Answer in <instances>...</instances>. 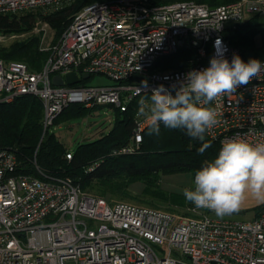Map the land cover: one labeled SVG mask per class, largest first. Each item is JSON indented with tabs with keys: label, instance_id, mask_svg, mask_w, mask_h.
<instances>
[{
	"label": "built area",
	"instance_id": "2783aa9c",
	"mask_svg": "<svg viewBox=\"0 0 264 264\" xmlns=\"http://www.w3.org/2000/svg\"><path fill=\"white\" fill-rule=\"evenodd\" d=\"M70 1L0 0V15L56 11ZM156 1L88 4L55 43L42 47L48 57L39 70L0 59V103L37 97L43 105V133L70 104L125 111L161 84L174 94L184 75L209 66L213 55L222 54L230 63L240 52L225 38L226 24L264 15V0L212 7ZM183 51L191 52L185 67L156 66L159 59ZM69 72H76L78 82L53 84V76L64 78ZM95 75L115 84L87 86L84 82ZM209 106L218 122L205 135L219 149L234 138L264 143V73ZM134 123L133 140L113 155L140 149V132L147 124L143 118ZM65 158L70 160L71 152ZM34 164L37 175L19 172L15 152L0 147V264H264V209L250 221H231L201 214L194 204L189 211L197 218L131 203L109 205L71 178L48 175ZM172 251L183 259L171 256Z\"/></svg>",
	"mask_w": 264,
	"mask_h": 264
},
{
	"label": "trees",
	"instance_id": "16d2710c",
	"mask_svg": "<svg viewBox=\"0 0 264 264\" xmlns=\"http://www.w3.org/2000/svg\"><path fill=\"white\" fill-rule=\"evenodd\" d=\"M108 0H72L60 10L48 11L43 17L61 36L70 23V14L94 2ZM194 1L209 6H217L235 0H157L158 3ZM42 14L40 9H31L16 14L0 15V33H30L34 17ZM65 20H67L65 22ZM65 23V24H62ZM58 34V35H59ZM59 36V37H60ZM225 38L231 46L240 52L239 57L247 62L249 58L264 61V15H250L235 24H226ZM257 37L260 44L257 46ZM38 36H31L26 41H16L9 47H0V59L5 62L25 63L32 70H39L48 57V53L39 50ZM59 39V38H58ZM191 52H179L159 59L156 66L167 64V68H183L187 65ZM149 95H142L128 105L125 111L115 109V121L112 129L104 136L80 143L73 151L67 150L58 138L48 131L43 134V105L32 95L15 99L12 103H0V147L11 148L19 162V172L37 175L35 164L48 175L69 177L84 191L98 197L129 199L141 205L158 210H171L169 200L175 192L164 190L161 185L165 176L195 172L207 162L212 161L219 151L217 143L205 135L211 147L203 154L198 152L201 141L185 135L182 129H171L162 123L158 135L147 134V127L142 133L138 153L126 156H114L112 150L125 145L134 126L139 100ZM75 107L76 110H71ZM89 107L82 104H70L56 118L76 117L85 113ZM71 152L70 160L65 158ZM92 164L97 166L88 171ZM138 185L140 193H134L132 186ZM194 190V187L192 188ZM135 191V190H134ZM111 201V200H110ZM160 205H164L162 209ZM193 206L191 202L187 204ZM187 208V213L191 214ZM264 209V203L257 207L256 216ZM169 213V212H168ZM185 211L183 215L188 216Z\"/></svg>",
	"mask_w": 264,
	"mask_h": 264
},
{
	"label": "clouds",
	"instance_id": "9594fccd",
	"mask_svg": "<svg viewBox=\"0 0 264 264\" xmlns=\"http://www.w3.org/2000/svg\"><path fill=\"white\" fill-rule=\"evenodd\" d=\"M262 73L261 60L244 62L233 54L229 63L222 54L213 55L209 66L187 72L174 94L161 84L150 96L141 98L136 117L146 122L149 136L159 134L161 123L182 129L201 141L198 152L203 154L211 147L205 133L218 122L211 102L232 95ZM141 83L147 87V81ZM246 193L264 202V143L239 138L225 140L216 157L195 172L194 190H183L185 199L196 208L208 209L221 219L240 211ZM242 227L247 230L249 226Z\"/></svg>",
	"mask_w": 264,
	"mask_h": 264
},
{
	"label": "rangeland",
	"instance_id": "374dc122",
	"mask_svg": "<svg viewBox=\"0 0 264 264\" xmlns=\"http://www.w3.org/2000/svg\"><path fill=\"white\" fill-rule=\"evenodd\" d=\"M37 9H40L42 14H38L34 17V22H33L30 33H27V34L0 33V47H9L12 43L16 41H20V40L26 41L27 39H30V37L34 35V36L39 37L38 38L39 39L38 49L42 50L43 49L42 47L46 46V44H49V43L53 44L58 40L60 36L59 32L56 33L57 31L53 29L51 24H49L47 21L43 19L45 14H47L48 10L50 9L49 8H37ZM74 14H70L69 18L72 19ZM66 21L67 20H65V22ZM62 24H65V23H62ZM256 41H257V46H258L260 44L258 37ZM84 83L87 86H112L115 84L114 81L104 76H101V75L92 76L91 78L86 80ZM71 110H76V109L75 107H73ZM136 119L137 117L135 114L134 121ZM114 121H115V109L112 106L110 105L93 106V107H90V109H87L85 113H83L82 115L61 119L57 124L53 123V125L50 126L48 129H46L44 133L47 131L50 134L53 133L58 138V140L65 146L67 150L73 151L80 143H86L89 141H93L95 139H98L106 135L112 129ZM143 129L140 132L141 137L144 131ZM132 130H131L128 142L123 146L129 145L128 144L129 141L133 140L134 134L132 133ZM115 149L118 150V148H114L112 151H114ZM138 151H135L132 154H136L138 153ZM132 154H129V155H132ZM114 156H126V155L122 154V155H114ZM95 165L97 164L90 165L89 166L90 170L94 168ZM138 185H141V184H135L132 186V190L134 193L141 192V189ZM161 187L166 191H169V192L174 191L176 193V195H174L175 200L174 199L169 200V202L167 203V204H171V207H172L171 210H168L167 212H169L170 214L178 218H197L196 214H193L191 212H190L191 214L187 213V208H189L187 204H189V201H187L183 195L184 189L192 190V188L194 187L193 176L190 172L186 171V172H182L176 175L165 176L164 180L162 181ZM93 196L104 199V201L107 202L109 205H115L119 203H131L137 206L148 207L146 204L141 205L140 203L134 202L133 200H129V199H116L115 197L110 198L107 195L105 198L98 197L95 195ZM263 203L264 202L257 200L250 193H246L245 199L241 204L240 211L238 213L232 214L231 216H225L224 218L221 219V218H218L212 211L208 209H200L199 212L201 214L208 215L210 217L221 219V220L250 221L256 216L257 207ZM160 206H162L160 207L161 209L165 207L164 205H160ZM166 210L163 209V211H166ZM184 211L188 214V216L183 215ZM161 251L165 253V251L163 250ZM171 256H175V257H179L183 259V257L178 255L175 251L171 252Z\"/></svg>",
	"mask_w": 264,
	"mask_h": 264
},
{
	"label": "water",
	"instance_id": "95a60500",
	"mask_svg": "<svg viewBox=\"0 0 264 264\" xmlns=\"http://www.w3.org/2000/svg\"><path fill=\"white\" fill-rule=\"evenodd\" d=\"M88 77H89L88 74H82V78L87 79ZM52 80H53L54 85L60 86V85H63L64 83L65 84L76 83L78 82L79 77L76 74V72H69L64 76V78H62L59 75H55L53 76Z\"/></svg>",
	"mask_w": 264,
	"mask_h": 264
},
{
	"label": "crops",
	"instance_id": "0c3cea01",
	"mask_svg": "<svg viewBox=\"0 0 264 264\" xmlns=\"http://www.w3.org/2000/svg\"><path fill=\"white\" fill-rule=\"evenodd\" d=\"M172 192H174V191H172ZM189 210V209H188ZM256 217V216H255Z\"/></svg>",
	"mask_w": 264,
	"mask_h": 264
}]
</instances>
